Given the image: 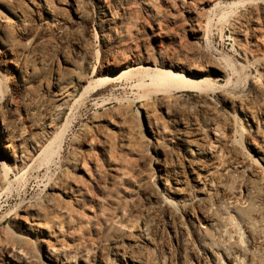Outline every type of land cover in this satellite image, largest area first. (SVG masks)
I'll list each match as a JSON object with an SVG mask.
<instances>
[{"label":"bare ground","instance_id":"obj_1","mask_svg":"<svg viewBox=\"0 0 264 264\" xmlns=\"http://www.w3.org/2000/svg\"><path fill=\"white\" fill-rule=\"evenodd\" d=\"M158 1L175 2L0 0V195L53 146L72 104H103L123 77L140 75L141 90L117 113L122 160L104 174V149L75 150L46 198L0 228V264H264V2L228 21L250 69L237 90L207 49L141 43L132 6L157 20ZM214 1L180 2L192 38ZM87 126L75 145L92 147Z\"/></svg>","mask_w":264,"mask_h":264},{"label":"rangeland","instance_id":"obj_2","mask_svg":"<svg viewBox=\"0 0 264 264\" xmlns=\"http://www.w3.org/2000/svg\"><path fill=\"white\" fill-rule=\"evenodd\" d=\"M181 1L190 2V0L158 1V7L164 14L157 20H154L150 14H144L138 2L132 6V11L135 13L132 16L131 23L141 29L144 28L143 42L141 41V43L148 44V49L152 50L171 48L181 43L191 44L199 49H207L213 56L224 58L227 63L229 62V66L231 65L234 69L233 71H236L233 73L236 80L235 88L242 90L246 85V78L250 69L242 59L236 61L234 36L228 27V21L249 3L255 1L264 2V0H215L213 3L206 5L207 17L203 23V31L197 38H192L188 33V29L193 23L188 18V15L181 11L179 5ZM206 1L208 0H191L190 3L193 6H199ZM171 5H173L172 8ZM156 22L161 31L159 30V37H152L150 27H154ZM92 28L95 30H92ZM155 28H157L156 24ZM90 30L94 48L99 49L100 35L98 28L90 26ZM98 63L99 60L94 57L88 69L89 76L95 68H98ZM157 65L159 66L160 63L157 62ZM138 78H140V75L130 82L124 77L113 80L110 87L116 90L111 93L113 94L110 96L111 98L103 102V104L98 105L90 98H83V100L76 102L75 105H71V111L69 110L70 113L66 114V122L64 121L65 123L62 126L63 131L59 134L56 142L52 143L53 146L52 144V147L48 146L50 149L46 148L47 151L45 149L29 170L19 178L13 179L8 188L0 195V228L9 223L19 213L18 210L24 204L41 202L46 198L59 174L63 172L62 170H67L71 155H73L75 150L79 149L83 155L85 153L95 155V151L104 149L105 153L103 155L105 158L107 156L110 157V155L111 158L103 162L101 172L103 171L104 174L111 172L115 163L117 165L120 162V158L122 160L124 157L122 149L124 146L120 142V138L127 135L126 128L117 118V113L119 107L128 109L129 100H139L141 90L134 86V82ZM107 92L104 93L106 96ZM140 105L141 103H138L137 106ZM83 125H88L90 138H92L93 142L91 148L84 145V143L75 145L78 143L77 138L80 139ZM133 125L131 124V126ZM113 160L119 162L115 161L113 163Z\"/></svg>","mask_w":264,"mask_h":264}]
</instances>
